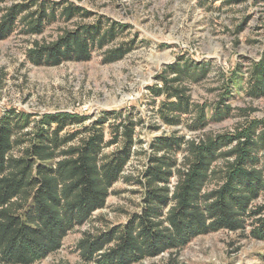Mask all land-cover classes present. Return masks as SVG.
I'll use <instances>...</instances> for the list:
<instances>
[{
    "label": "trees",
    "instance_id": "obj_1",
    "mask_svg": "<svg viewBox=\"0 0 264 264\" xmlns=\"http://www.w3.org/2000/svg\"><path fill=\"white\" fill-rule=\"evenodd\" d=\"M7 2L0 0V41L17 31L40 36L56 22L91 16L67 1ZM125 31L119 23L97 19L62 30L52 42H35L27 60L33 66L54 67L90 61L99 51L105 63H115L134 47L132 42L116 45ZM210 72L208 64L185 58L161 70L150 90L162 98L157 114L165 125L179 126L189 118L187 127L202 131L232 116L233 84L246 81L238 70L223 81L212 106L192 102L189 85L202 82ZM246 85L252 99L264 97V53L252 64ZM120 115L111 125V113L88 125L89 117L69 112L36 117L10 109L0 117V264L41 262L106 207L135 145L143 146L134 140L142 119ZM203 136L199 142L174 135L151 142L147 169L137 179L144 191L141 211L122 225L85 233L76 247L86 263L136 264L164 253L176 256L199 236L245 234L248 227L249 237L264 242V205L256 204L264 196V120L246 119L233 132Z\"/></svg>",
    "mask_w": 264,
    "mask_h": 264
},
{
    "label": "rangeland",
    "instance_id": "obj_2",
    "mask_svg": "<svg viewBox=\"0 0 264 264\" xmlns=\"http://www.w3.org/2000/svg\"><path fill=\"white\" fill-rule=\"evenodd\" d=\"M14 1L8 0L6 6ZM48 1L74 3L91 16L76 17L68 23L56 22L40 36H24L17 31L0 41V117L10 109L36 117L69 112L89 117L88 125L111 113L115 115L109 116L108 125H111L121 117L120 113H131L147 124L138 133L145 143L143 150L137 146L124 178L114 185L106 207L72 231L59 251L36 263L94 264L81 258L77 243L85 233L122 225L130 215L141 211L144 191L137 179L147 169V149L151 142L159 135L186 140L197 137L185 131L189 118H185L183 129L158 130L156 120L161 118L151 113L157 114L162 98L158 97L157 104L150 87L156 84L163 68L181 58L211 67L205 80L189 85L195 105L216 103L221 84L228 82L236 70L247 81L252 64L259 62L264 53V0ZM97 19L127 27L116 45L132 42V52L109 64L99 51L93 52L90 61L65 62L54 67L33 66L27 60V52L35 42H52L62 30L75 29ZM246 81L233 84L229 98L234 108L232 116L221 123H210L199 135V141L203 135L233 132L246 119L264 120V97H249ZM105 131L109 141V126ZM121 145L122 142L107 148L105 154ZM256 204L264 205V196ZM250 229L245 234L220 231L199 236L176 256L164 253L136 264H264V242L249 237Z\"/></svg>",
    "mask_w": 264,
    "mask_h": 264
},
{
    "label": "built area",
    "instance_id": "obj_3",
    "mask_svg": "<svg viewBox=\"0 0 264 264\" xmlns=\"http://www.w3.org/2000/svg\"><path fill=\"white\" fill-rule=\"evenodd\" d=\"M157 104H159V98H157ZM158 110H159V107L157 106V109H156V112L155 113H158ZM151 114H153L154 115V117L155 116H158L159 117V115H157V114H154V113H151ZM160 118V117H159ZM157 121V127H158V130H162V128L163 127H169V126H167V125H165L161 120L160 121H158V120H156ZM161 123H162V125H161ZM184 123H182L181 125H179V126H175V127H179V128H182L183 129V127L182 126H184L183 125ZM147 124H142V125H140V126H137L136 127V129H135V137H134V140H135V142L137 143V141L138 140H141V139H139L138 137H139V131H140V129H142V128H144L145 126H146ZM175 127H169V128H175ZM185 127H187V125L185 126ZM143 130V129H142ZM185 131H189V133H191V134H194V135H197V137H195V139H193V138H191V139H187V140H195L196 142H199V135L200 134H202L203 132H204V130H202V131H192V130H190L188 127L185 129ZM160 136V135H159ZM159 136H156V138L157 137H159ZM140 138H142V137H140ZM187 138H189V137H187ZM143 139V138H142ZM186 140V139H185ZM142 141V140H141ZM143 142V141H142ZM144 142H143V146H144ZM137 146H139V144H136L135 145V147H134V151H133V154H134V152H135V150L137 149ZM142 146V147H143ZM148 150V153L150 154L151 153V150H150V147H149V149H147ZM183 153H179L178 154V163H182V161H183ZM176 184H177V177L176 176H174L173 178H172V182H171V185H170V188H171V191H172V193H173V191H174V188H175V186H176Z\"/></svg>",
    "mask_w": 264,
    "mask_h": 264
}]
</instances>
